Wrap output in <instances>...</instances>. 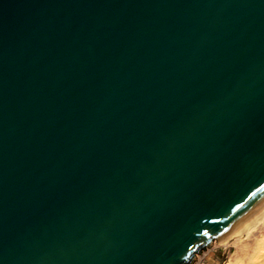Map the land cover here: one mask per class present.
I'll use <instances>...</instances> for the list:
<instances>
[{
	"label": "water",
	"instance_id": "water-1",
	"mask_svg": "<svg viewBox=\"0 0 264 264\" xmlns=\"http://www.w3.org/2000/svg\"><path fill=\"white\" fill-rule=\"evenodd\" d=\"M264 209V0H0V264H193Z\"/></svg>",
	"mask_w": 264,
	"mask_h": 264
},
{
	"label": "rangeland",
	"instance_id": "rangeland-1",
	"mask_svg": "<svg viewBox=\"0 0 264 264\" xmlns=\"http://www.w3.org/2000/svg\"><path fill=\"white\" fill-rule=\"evenodd\" d=\"M264 239V220L247 235L230 238L225 244L214 243L196 257L193 264H226L235 259L247 264V255ZM264 252V250L262 251Z\"/></svg>",
	"mask_w": 264,
	"mask_h": 264
},
{
	"label": "bare ground",
	"instance_id": "bare-ground-1",
	"mask_svg": "<svg viewBox=\"0 0 264 264\" xmlns=\"http://www.w3.org/2000/svg\"><path fill=\"white\" fill-rule=\"evenodd\" d=\"M264 220V209L252 220H250L245 226L240 228L238 231L231 234L228 238L222 241L225 244L230 238L236 237L240 238L242 236H247L253 228ZM264 239L261 243H258L257 247H255L248 255H247V264H264ZM226 264H242L240 260L229 261Z\"/></svg>",
	"mask_w": 264,
	"mask_h": 264
}]
</instances>
